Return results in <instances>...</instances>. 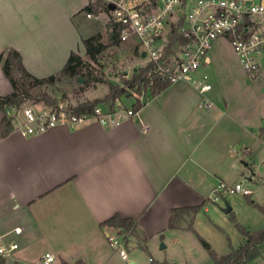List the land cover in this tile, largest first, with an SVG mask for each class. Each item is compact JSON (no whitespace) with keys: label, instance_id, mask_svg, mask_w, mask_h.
<instances>
[{"label":"crops","instance_id":"0c3cea01","mask_svg":"<svg viewBox=\"0 0 264 264\" xmlns=\"http://www.w3.org/2000/svg\"><path fill=\"white\" fill-rule=\"evenodd\" d=\"M90 4V0H0V52L14 47L33 75H59L71 51H85L82 38L103 30L102 21L85 16ZM79 17L89 23L78 24ZM228 44L217 38L209 62L197 71L199 76L208 75L211 87L205 91L177 81L142 97L138 115L117 125L58 124L29 136L12 126L0 134V209L8 224L23 227L17 258L8 260L36 264L50 251L54 264L125 262L108 245L102 229L106 218L119 213L136 221L128 231L132 259L145 262L151 257L152 263L177 264V247L196 237L186 219H192L197 231L201 214L209 221L210 214H217L218 201L207 199L220 180L245 178L251 189L249 194L234 192L235 200L226 201L231 210L224 212V206L221 210L250 231L264 227V212L256 206L264 207V101L256 95L248 101L240 86L227 82L229 71L239 70L238 60L223 53ZM11 90L0 67V94ZM121 96L123 102L130 95ZM142 123L147 124L146 131ZM227 194L224 199H229ZM194 204L202 207L194 214L184 213L179 226L168 225L173 207ZM239 208L256 216L252 224L239 217ZM12 216L23 224L10 221ZM244 240L241 233L236 244L228 243V251ZM202 241L211 247L205 238ZM35 244L43 251L34 259L30 248ZM258 249L259 254L245 264L264 262V240Z\"/></svg>","mask_w":264,"mask_h":264},{"label":"built area","instance_id":"2783aa9c","mask_svg":"<svg viewBox=\"0 0 264 264\" xmlns=\"http://www.w3.org/2000/svg\"><path fill=\"white\" fill-rule=\"evenodd\" d=\"M113 9L85 11L89 19L113 24L119 28V40L135 43L139 55L148 66L143 80L133 87L140 89L139 101L150 94L156 79L167 84L186 81L200 91L211 87L206 73L197 71L209 62V50L217 38H225L237 54L245 71L255 74L264 59V0H103ZM95 0H90L94 3ZM143 53V54H142ZM263 56V59L261 58ZM126 96V94H124ZM130 96L135 97V94ZM134 100V102H135ZM133 102V103H134ZM123 102L103 109L99 104L93 112L77 113L66 101L53 105H7L2 111L10 118L13 130L29 136L42 133L58 124L70 127L100 123L117 125L138 115V109ZM208 107H213L207 102ZM147 124L141 129L146 131ZM251 193L240 179L234 183L219 181L208 202H216L227 193ZM103 233L108 245L127 264L137 261L129 256L128 231L120 225L104 224ZM23 227L8 224L0 209V260L16 259L21 246ZM148 257L143 264H150ZM55 256L45 251L36 264H54Z\"/></svg>","mask_w":264,"mask_h":264},{"label":"rangeland","instance_id":"374dc122","mask_svg":"<svg viewBox=\"0 0 264 264\" xmlns=\"http://www.w3.org/2000/svg\"><path fill=\"white\" fill-rule=\"evenodd\" d=\"M77 23L84 25L89 22L79 17ZM106 25L107 24H104L101 32L104 33L106 31ZM229 44L223 48V53L230 58L232 57L235 60H238L239 70L229 71L226 75L227 82L230 85L240 86L239 90H241L242 96L246 95L243 98L246 97L248 101H250L252 95H256L259 100L264 101L263 56L261 57L263 63L260 69L254 75L250 74L245 71L237 54ZM134 45L135 43L128 41H119L116 44H109L100 54H98V59L95 61L90 59L83 50L79 52L82 61L78 63L77 74L71 77L59 76L54 83L42 85L41 89L46 90L50 95L55 97L56 102L62 100L69 104H76L83 99L91 97L102 98L106 91H108V83L110 81L120 82V76L124 71L126 72L124 75L129 77L133 72V67H138L145 63V60L139 55V52L135 49ZM80 79H82V81H80ZM128 89L129 91H135V87H130ZM133 94L135 93L133 92ZM121 98L122 96L118 95L115 98V103L121 101ZM122 100L124 104H130L133 102V97H124ZM21 104H35L39 107L42 105H53L47 104L43 100H35L34 98H28L21 102ZM241 180L246 185L245 178H241ZM228 183H234V181ZM227 196L229 199H224V197H222L218 200V203L215 204V211L217 214H210L214 221H209L208 216L204 213L200 215L196 229L198 234H201L202 236L199 235L198 237L194 233L198 238L192 235L190 238L191 240L183 241L177 247V250L175 251L177 264H214L210 254L212 249L217 254L226 253L229 250L228 243L232 241L233 244H236L241 238V232L235 224L236 221L232 217L233 214H225L221 210L226 201L235 200L233 193H228ZM256 206L264 212L263 206ZM251 210L253 211V209ZM236 212H238L239 217L247 224H252L250 221H253L256 217L251 211H246V209L239 208ZM189 220L190 218L186 219L187 222H189ZM10 221L23 224L20 218L17 219L13 216L10 217ZM203 238L211 244L210 248L204 246L202 241ZM42 251V246L40 244H35L30 248V256L34 259L38 258ZM118 261V264H127L126 262H122V260ZM53 263H55V261ZM151 263L152 261H150V264ZM4 264L16 263L6 259ZM17 264L27 263L19 262ZM248 264H264V262L262 260H257L255 262H249Z\"/></svg>","mask_w":264,"mask_h":264},{"label":"trees","instance_id":"16d2710c","mask_svg":"<svg viewBox=\"0 0 264 264\" xmlns=\"http://www.w3.org/2000/svg\"><path fill=\"white\" fill-rule=\"evenodd\" d=\"M103 10L109 9V4L103 0H95L93 4L88 5L85 9L93 12H97L98 8ZM119 28L113 24L106 25V31L97 32L87 38H82V43L85 47L86 54L92 60L98 59L100 54L107 45L116 44L119 40ZM131 42V41H128ZM137 49L136 45H134ZM82 61V57L79 53L71 51L67 57L60 74H50L43 77H38L30 73L22 62L20 52L14 47L8 46L0 52V67L4 75L8 78L12 85V90L7 94H0V111H3L5 106L13 104L18 105L28 98H34L35 100H43L47 104H56V99L46 90L41 89L42 85L54 83L59 76L71 77L78 72V63ZM148 66H138L133 70L132 74L127 77L122 74L120 76V82L108 83V91L102 98L86 99L76 103L73 109L77 113L93 112L95 107L104 102L109 108H113L115 104V98L118 95H131L133 92L137 98L133 103V108L138 109L141 106L139 101L140 89L139 87L134 89L135 91H129L128 88L133 87L135 82L140 83ZM167 85L165 81L156 79L151 86L150 94L158 93L162 88ZM12 129V123L9 117L3 115L0 119V134L5 135ZM202 204L185 205L179 207H173L171 209L169 223L170 227L179 226V220L184 213L194 214ZM192 219L189 220L187 228L191 229L198 237L199 234L192 227ZM103 223L120 225L127 231L134 229L136 221L127 216H122L119 213L106 218ZM241 233L245 236V240L237 247H231L230 251L223 254H217L213 249L210 251L214 264H245L252 260L259 254L258 244L264 240V227L256 230H248L243 225L236 224ZM75 264H84L82 261L77 260ZM152 264H175L168 261H162L159 263L153 262Z\"/></svg>","mask_w":264,"mask_h":264},{"label":"water","instance_id":"95a60500","mask_svg":"<svg viewBox=\"0 0 264 264\" xmlns=\"http://www.w3.org/2000/svg\"><path fill=\"white\" fill-rule=\"evenodd\" d=\"M113 7H114L113 4H109V8L110 9H113ZM80 81H82V79H80ZM230 210H231V206H230V204L228 202H226L224 207H223V211L224 212H229ZM206 246H208V244H206ZM132 264H143V263L139 262V261H132Z\"/></svg>","mask_w":264,"mask_h":264}]
</instances>
